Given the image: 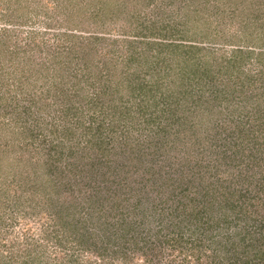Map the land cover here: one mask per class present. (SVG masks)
<instances>
[{"label": "rangeland", "instance_id": "374dc122", "mask_svg": "<svg viewBox=\"0 0 264 264\" xmlns=\"http://www.w3.org/2000/svg\"><path fill=\"white\" fill-rule=\"evenodd\" d=\"M90 35L103 38L90 45ZM148 40L201 46L211 78L201 88L193 75L180 84L173 68L158 78ZM263 44L264 0H0V264L192 261L199 236L202 251L213 246L207 224L186 246L165 242L166 222L185 215L179 199L192 221L176 231L195 227L203 208L205 219L236 202L224 234L243 226L239 210L253 219L251 237L262 232ZM236 47L251 52L240 71ZM107 82L115 88L101 97ZM110 98L126 103L119 121ZM90 216L111 238L73 236L81 222L93 228ZM121 234L126 247L113 245Z\"/></svg>", "mask_w": 264, "mask_h": 264}, {"label": "trees", "instance_id": "16d2710c", "mask_svg": "<svg viewBox=\"0 0 264 264\" xmlns=\"http://www.w3.org/2000/svg\"><path fill=\"white\" fill-rule=\"evenodd\" d=\"M106 6V4H105ZM104 6V3L101 5V9L99 12L103 13V16L106 17V15H104L106 12H108V10L111 9V7L106 8ZM113 9V8H112ZM113 11L111 10L109 13H112ZM113 13H116V11H114ZM93 16H91L89 20H92L94 17H96V13H93ZM108 15V14H107ZM103 37H99V36H95V35H90L89 39H90V45L92 44V42H94V40H99L102 39ZM163 38H165V35L163 36ZM131 42H135L133 40L129 41ZM137 42V41H136ZM105 47H107V44H105L106 42L103 41ZM144 44L146 45H156L157 46V56L155 57V61L157 62L156 66H155V70L157 68V66L160 64V67L163 69L164 73H162L160 75V73H156L158 78H161L163 75V78L165 76L168 75V72H166V70L168 71L169 69L173 68L174 73H176L183 82H181L180 84H185L187 82L186 78H189L191 75H193L192 77H197V86L199 88H201L203 85H206V81H208L209 75H206V73L208 71H210V68H204L202 66V64H204V61H201L202 58V54L201 51L204 50V48H202L201 46L197 45V44H190V43H163V42H159V43H153L152 41L148 40L146 41ZM110 45H113L112 43ZM109 45V46H110ZM108 46V47H109ZM114 46V45H113ZM158 46H160L158 48ZM262 46L260 45L259 49H261L260 51L257 52V57L260 59L262 56H264V50L262 51ZM90 48V47H89ZM114 48V47H113ZM134 46H131V52L130 54H128L126 57V61H132L133 56H135L134 53ZM69 50V48H68ZM112 49H108L107 51H111ZM115 50V49H114ZM112 52V51H111ZM75 53V52H74ZM250 51H246L243 47H236L233 51V55H232V67L236 68L238 71H240V65L243 64V62L245 61L243 58V55H250ZM155 56V54L153 55ZM125 57V58H126ZM139 59H137V61L139 62ZM89 63V62H87ZM173 65V67H172ZM148 68H152V67H148ZM135 72V71H134ZM138 72V71H136ZM157 72H160L159 70H157ZM140 74V73H139ZM141 75V74H140ZM205 78L207 80H205ZM107 81V79H104L103 82ZM128 81L133 85V87L135 88V90H137L138 92H141V90L145 87L143 83V81L141 80L142 84L137 83L136 81V76H129ZM179 84V85H180ZM192 84V83H191ZM191 84H187L188 86H192ZM129 85V84H128ZM160 86H162L161 84H159ZM112 84L107 82L106 86L104 88L103 91H101V97L106 95H111L110 92L112 91ZM147 86V85H146ZM130 90L132 91L133 88L129 85ZM151 87V86H150ZM154 89L156 90V88L154 87ZM151 88H148L147 91H151ZM154 90V91H155ZM97 92V96L100 94L99 91ZM114 92H117L116 90ZM190 92V91H189ZM140 94V93H139ZM109 102L112 104L111 107V111H110V115H111V120L112 121H119L122 119L123 117V109H126V103L124 104V106L122 107L118 101H116L114 98H110ZM116 104V105H115ZM93 144H96L95 142ZM63 185V184H62ZM58 187V186H57ZM186 188H182L180 186L179 188V194L180 196H183V198L185 199L186 197ZM208 192L209 191H204L203 189V197H208ZM178 203L181 202L182 205L180 209H178V207H176L177 210L181 211V213L183 212L185 215L183 216L182 219H180L179 221L177 220V222H181L182 220L184 221L185 218H187V220L190 222L192 221V218L190 216L187 217V213H185V206H186V201L185 200H181ZM207 200V199H206ZM233 201V200H232ZM209 201L207 200V202L205 201V205H209ZM224 207L227 208V212L230 213L231 210L234 209V205H237L236 202H234V204L227 202V203H223ZM240 214H238V212H236V214L233 216V218H239V219H244V224L243 226H241V228L235 233V235H230V234H224L225 231L224 229L226 228L224 225L228 226L231 223V220L229 219V216L227 214V212L225 214H221L219 216H216V214H214V212L209 213L207 216L205 217V219H203V214H205V208L197 211L196 213H194V218L193 220H197V223H194L195 227H191L189 226L187 223L184 224V226L180 225L181 227L178 228V230L176 231V228L174 229V227L176 226L175 221L170 220L169 222H166V226H167V231L170 229L171 231L167 232L164 234L165 237V242L167 241L170 242L171 246H186L187 243H189L190 241V237L193 233L197 232L199 230V228H203L202 225L207 224V226L204 228L206 229V232L209 233L210 235L207 234L205 236V241L208 247L213 246V249L209 252H205L202 251L203 247L201 246L203 244L202 242V237L199 236L198 237V243L193 244L190 249H191V254L193 255L192 257V261H186L187 259H183V263H178V264H195L196 261L198 260H202L204 261V263L202 264H264V230L261 232H259L257 234V236H252L251 237V233L254 232L255 230H253L252 223H248V219L249 220H253L252 217H248V219H246L245 217V213L242 212L241 210H239ZM150 214V213H149ZM214 214V215H213ZM189 215V214H188ZM126 216V214H125ZM124 216V218H125ZM244 216V217H243ZM90 218L92 219V217L90 216ZM101 217H99L100 219ZM202 220H205L203 222H201ZM90 220L86 221V222H81V227H77L75 229V231L73 232V236H77V239L79 242L87 240L89 235H93V233H95V231H99L100 235H97L98 238L102 237L103 234L106 235V237L111 238L110 235H107L105 231V226L103 224L102 226V222L99 221L95 224L96 220L92 219V225L93 228H89ZM264 223V222H263ZM188 225V226H187ZM178 226V225H177ZM176 226V227H177ZM240 227V226H239ZM118 229H120L121 231H124V227L121 226L118 227ZM159 230V229H158ZM197 230V231H196ZM103 232V233H102ZM205 232V231H202ZM102 233V234H101ZM124 233V232H122ZM124 235H119L117 239H115V241H113V245H119L117 242H120V244L123 247H126V244L128 243V238L124 239L123 238ZM245 239L250 240V242H246ZM253 239V240H252ZM107 242H109V240H107ZM83 243V242H82ZM110 243V242H109ZM124 243V245H123ZM108 246V245H107ZM112 246V244H111ZM113 247V246H112ZM206 247V248H208ZM122 252V251H121ZM223 256V257H222ZM224 258V259H223ZM182 261V260H181ZM167 264H173V262L167 263Z\"/></svg>", "mask_w": 264, "mask_h": 264}]
</instances>
